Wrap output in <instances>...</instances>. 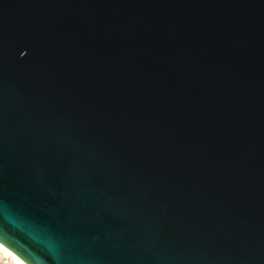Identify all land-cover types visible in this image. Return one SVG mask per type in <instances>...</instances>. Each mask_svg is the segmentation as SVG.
<instances>
[{"label": "water", "instance_id": "95a60500", "mask_svg": "<svg viewBox=\"0 0 264 264\" xmlns=\"http://www.w3.org/2000/svg\"><path fill=\"white\" fill-rule=\"evenodd\" d=\"M0 246L264 264V0H0Z\"/></svg>", "mask_w": 264, "mask_h": 264}, {"label": "bare ground", "instance_id": "6f19581e", "mask_svg": "<svg viewBox=\"0 0 264 264\" xmlns=\"http://www.w3.org/2000/svg\"><path fill=\"white\" fill-rule=\"evenodd\" d=\"M0 255L10 257L15 263L17 264H24L19 259H17L14 255H12L10 252H8L4 247L0 246Z\"/></svg>", "mask_w": 264, "mask_h": 264}, {"label": "built area", "instance_id": "2783aa9c", "mask_svg": "<svg viewBox=\"0 0 264 264\" xmlns=\"http://www.w3.org/2000/svg\"><path fill=\"white\" fill-rule=\"evenodd\" d=\"M0 264H17L10 257L0 255Z\"/></svg>", "mask_w": 264, "mask_h": 264}]
</instances>
